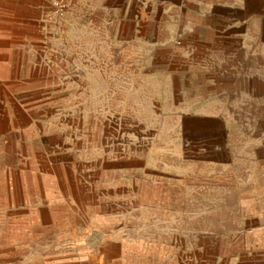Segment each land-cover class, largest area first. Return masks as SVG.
Listing matches in <instances>:
<instances>
[{"label": "rangeland", "instance_id": "rangeland-1", "mask_svg": "<svg viewBox=\"0 0 264 264\" xmlns=\"http://www.w3.org/2000/svg\"><path fill=\"white\" fill-rule=\"evenodd\" d=\"M138 4L0 0V264H264V170L243 172L260 202L244 208L241 187L190 172L208 156H164L177 117L144 62L112 57L150 39L118 31Z\"/></svg>", "mask_w": 264, "mask_h": 264}, {"label": "crops", "instance_id": "crops-1", "mask_svg": "<svg viewBox=\"0 0 264 264\" xmlns=\"http://www.w3.org/2000/svg\"><path fill=\"white\" fill-rule=\"evenodd\" d=\"M138 1L118 31L135 27L150 39L114 42L112 57L144 62L149 71L140 76L153 104L177 117L173 129L183 138L160 152L176 161L208 156L190 172L209 169L227 189L251 194L252 200L242 199L244 208L249 201L257 205L259 192L245 191L239 180L243 172L264 170V0ZM97 59L104 64V53ZM170 98L176 101L171 108ZM151 181L153 190L157 182Z\"/></svg>", "mask_w": 264, "mask_h": 264}]
</instances>
